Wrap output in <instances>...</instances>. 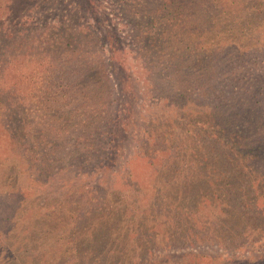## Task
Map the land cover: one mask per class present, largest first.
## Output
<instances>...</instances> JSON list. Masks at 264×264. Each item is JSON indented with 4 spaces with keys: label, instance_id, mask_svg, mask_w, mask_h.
Masks as SVG:
<instances>
[{
    "label": "trees",
    "instance_id": "16d2710c",
    "mask_svg": "<svg viewBox=\"0 0 264 264\" xmlns=\"http://www.w3.org/2000/svg\"><path fill=\"white\" fill-rule=\"evenodd\" d=\"M8 1L1 261L254 264L195 249L231 247L248 192L264 218V173L233 169L264 167V0Z\"/></svg>",
    "mask_w": 264,
    "mask_h": 264
},
{
    "label": "rangeland",
    "instance_id": "374dc122",
    "mask_svg": "<svg viewBox=\"0 0 264 264\" xmlns=\"http://www.w3.org/2000/svg\"><path fill=\"white\" fill-rule=\"evenodd\" d=\"M71 2H74L73 0ZM1 6L4 8L5 6H9V1L8 0H0ZM57 4L59 7H57ZM69 4H73L70 3V0H64L63 4L59 3L58 1H55L53 3H51L48 7H47V14L49 17L51 18H58L59 15L62 16H68L67 13H70L69 10L71 8L74 7L73 5H69ZM14 11V10H13ZM42 14L44 15V13L42 12ZM22 15H18L16 13H11L9 15V19L13 20L16 19L15 21H17L18 19L22 18ZM110 17V15H109ZM68 19V18H67ZM138 103V101H137ZM136 103V104H137ZM187 131V136L189 138V140L191 139V144L195 145L196 139L193 136V128H190V130H188V128H186ZM196 138H198V140L200 141V138L196 136ZM194 141V142H193ZM221 141V145L220 148L223 144V148L228 147L231 144V141L229 139L228 136H223ZM215 146H218V142L214 143ZM223 151H225L223 149ZM228 152V151H227ZM258 162V161H257ZM257 162L254 163L253 168H250V162H247L244 164V166H240V167H236L233 168L234 169V173L236 174V176H240L242 181L244 182H250V180H252L253 176H254V172L255 170L257 172H262V174L264 173V167L263 168H259V170H257ZM256 168V169H254ZM260 174V173H259ZM240 200V204L242 209L245 211L243 212V210L239 213L236 209L233 210L234 215L230 216L228 218V220L226 221L227 224L229 225V227L235 232L234 235L235 236H231V234L229 235H223L225 236L226 239L230 238V241L227 240V244H229V246H231L230 248L227 249H222L219 248L218 246H206L204 248H199V249H195V251H201V252H205V251H209V252H220L222 255H226V256H231L233 257V260L239 261L242 260L243 258H252V256L255 258V262L254 264H263L264 261V218L263 220H261L260 218H248L246 217V212L247 209L249 208V204L248 202H252L253 201V194L252 192H248L246 193ZM238 200V201H239ZM238 209H240V207L238 206ZM238 213V214H235ZM241 215V217H240ZM264 217V216H263ZM250 221L249 225L247 226V228L244 229V233L241 232L239 225H241V221ZM256 228H261L262 230L257 232L258 230H255ZM240 230V231H238ZM231 233V232H230ZM220 235H222V233H220ZM7 247H9L8 245L4 244L2 247L0 246V264H20V262L18 260L16 261H8L6 263H3L1 261V259H3L7 253L5 250L2 249H6ZM12 248H8L7 252H12L11 250ZM194 250V249H193ZM171 252H174L176 255V258L174 259L175 262L180 263L181 260L180 258H178V256L180 255V250L174 248L172 249ZM179 254V255H178ZM261 261V262H260Z\"/></svg>",
    "mask_w": 264,
    "mask_h": 264
}]
</instances>
